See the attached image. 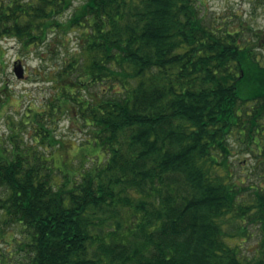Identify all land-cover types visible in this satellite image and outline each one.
I'll return each instance as SVG.
<instances>
[{"label":"trees","instance_id":"1","mask_svg":"<svg viewBox=\"0 0 264 264\" xmlns=\"http://www.w3.org/2000/svg\"><path fill=\"white\" fill-rule=\"evenodd\" d=\"M73 30L53 94L0 134V237L22 234L0 264H264V30L201 0H0V58L53 59ZM62 120L104 158L60 179Z\"/></svg>","mask_w":264,"mask_h":264},{"label":"rangeland","instance_id":"2","mask_svg":"<svg viewBox=\"0 0 264 264\" xmlns=\"http://www.w3.org/2000/svg\"><path fill=\"white\" fill-rule=\"evenodd\" d=\"M201 2L205 12L208 13L214 23L230 24L233 27H239L240 23H244L245 27L264 30V5L262 0H201ZM245 30L249 32L247 37L250 38L253 34L252 30ZM76 32V30L70 31V34H67V37L70 38L69 43L65 46L59 45V49L62 52H59L53 59L48 57L45 62L40 60L42 48L45 53H49L45 45L38 47L30 55L20 52L19 44L16 40L6 39L1 42L3 44V53L5 54L3 58H0V102H3V108L0 110V115H3L0 121V134L8 136L12 132L14 127L11 125L10 120L13 118L17 120L27 105L34 104V102L39 104L53 94L54 88L51 82H46L45 77H41L40 73L41 71L43 72V68L47 67L45 70H50V67L59 63L62 64L63 60L68 59L70 53L77 45ZM263 45L264 40L260 47H263L264 51ZM17 67L23 70L24 75L22 77L17 76L15 72ZM5 83L7 88L1 90ZM8 91H10V94L7 96ZM68 122L67 120H62L57 131L58 136L65 141V145L52 149L55 166L58 167L56 174L60 179H63L64 175H76L82 168H91L104 158V153H100L98 148L86 144L87 139L90 138L88 137L89 135L76 125H71ZM238 148L240 147L238 146ZM239 156L241 158L237 165L238 171L243 177H249L248 182L258 181V174L251 170L250 157L248 155L243 157L242 153ZM19 229H13L15 232L14 238H12L13 232L10 230L4 237H0V252L10 251L12 247L9 246L8 241L15 242L13 241L14 239L22 240V234ZM13 248L12 252L15 255L12 258V262H21L23 253L16 252V244H13Z\"/></svg>","mask_w":264,"mask_h":264},{"label":"water","instance_id":"3","mask_svg":"<svg viewBox=\"0 0 264 264\" xmlns=\"http://www.w3.org/2000/svg\"><path fill=\"white\" fill-rule=\"evenodd\" d=\"M15 72L18 77H22L24 75L23 70H20L19 67L15 69Z\"/></svg>","mask_w":264,"mask_h":264}]
</instances>
